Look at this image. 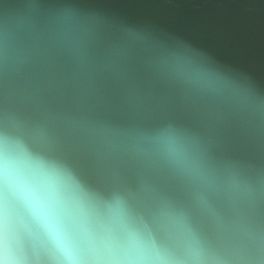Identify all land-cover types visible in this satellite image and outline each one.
Here are the masks:
<instances>
[{
    "label": "water",
    "instance_id": "95a60500",
    "mask_svg": "<svg viewBox=\"0 0 264 264\" xmlns=\"http://www.w3.org/2000/svg\"><path fill=\"white\" fill-rule=\"evenodd\" d=\"M169 127L210 186L154 151ZM5 131L74 172L99 235L123 238L109 209L123 197L149 247L69 262L11 211L5 234L0 197V264H264V0H0ZM165 213L188 218L203 259L175 247ZM241 224L258 250L237 251Z\"/></svg>",
    "mask_w": 264,
    "mask_h": 264
},
{
    "label": "clouds",
    "instance_id": "9594fccd",
    "mask_svg": "<svg viewBox=\"0 0 264 264\" xmlns=\"http://www.w3.org/2000/svg\"><path fill=\"white\" fill-rule=\"evenodd\" d=\"M150 142L171 166L193 181L211 185L205 166L175 129L161 130ZM0 197L4 201L5 234L11 211L30 234L59 254L66 244L82 250L90 245H108L116 251L135 254L149 247L141 231L131 226L129 206L121 196L115 197L109 209L112 225L123 233V238L113 235L112 228L99 235L92 225L93 195L68 166L37 153L29 140L16 132L0 134ZM157 224L170 234L176 248L190 258H204L205 241L193 231L184 214L165 213L157 218ZM235 232L237 251L258 250L260 239L250 224L239 225Z\"/></svg>",
    "mask_w": 264,
    "mask_h": 264
},
{
    "label": "snow or ice",
    "instance_id": "6c2138e0",
    "mask_svg": "<svg viewBox=\"0 0 264 264\" xmlns=\"http://www.w3.org/2000/svg\"><path fill=\"white\" fill-rule=\"evenodd\" d=\"M116 250L111 248L108 245H90L86 250H82L74 247L71 244H66L61 249V255L65 258V260L69 262L77 261L81 258L82 254L88 253L95 255L97 257L103 256H114L116 254Z\"/></svg>",
    "mask_w": 264,
    "mask_h": 264
}]
</instances>
